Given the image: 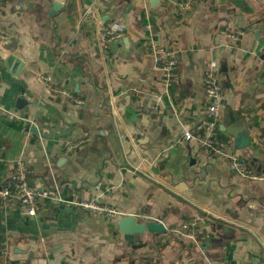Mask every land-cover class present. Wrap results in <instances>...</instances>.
Returning a JSON list of instances; mask_svg holds the SVG:
<instances>
[{
  "label": "crops",
  "instance_id": "crops-1",
  "mask_svg": "<svg viewBox=\"0 0 264 264\" xmlns=\"http://www.w3.org/2000/svg\"><path fill=\"white\" fill-rule=\"evenodd\" d=\"M178 1L0 0V189L22 162L35 188L167 229L131 243L116 220L77 207L41 201L27 216L13 191L0 198V264H264V182L233 174L181 132L204 117L214 65L220 136L233 141L223 129L243 120L252 145L234 150L264 175V0H195L184 15ZM90 4L126 27L108 53L95 25L80 23ZM155 49L177 59L170 87Z\"/></svg>",
  "mask_w": 264,
  "mask_h": 264
},
{
  "label": "built area",
  "instance_id": "built-area-1",
  "mask_svg": "<svg viewBox=\"0 0 264 264\" xmlns=\"http://www.w3.org/2000/svg\"><path fill=\"white\" fill-rule=\"evenodd\" d=\"M104 1V0H100ZM195 0H180L175 3V7L180 15H184L192 6ZM80 23H93L96 27L95 35L98 44L103 53H108L111 44L120 42L126 35L127 30L123 25H113L104 22L97 9L90 4L86 6L80 14ZM151 26L145 25V29L150 31ZM244 35L242 31L230 32V38L237 41ZM153 57L154 67L157 68L163 76V82L166 87L172 86L178 77V62L173 52L165 49H155ZM41 83L49 87L51 77L41 78ZM205 93V112L204 117L199 124L192 129L183 128L182 138L185 141H192L204 150L211 160L223 159L228 162L230 172L237 176L251 181L264 182V175L259 174L250 165L246 157L240 156L234 150L233 141H229L220 136L219 124L225 113L223 105L222 84L218 78V69L211 65L203 80ZM61 95L67 96L68 92L60 90ZM8 185L0 189V198H8L13 191L18 193V203L25 211L27 216H36L37 205L41 201H50L60 205H67L80 208L85 212L101 216L109 220H117L129 215L124 214L113 206L100 204L94 200L67 199L61 196L59 187L35 188L30 185L26 177V169L22 162L18 163L17 178L9 181ZM139 216V215H137ZM145 222H152L151 218L139 216Z\"/></svg>",
  "mask_w": 264,
  "mask_h": 264
},
{
  "label": "water",
  "instance_id": "water-1",
  "mask_svg": "<svg viewBox=\"0 0 264 264\" xmlns=\"http://www.w3.org/2000/svg\"><path fill=\"white\" fill-rule=\"evenodd\" d=\"M148 1L151 8H155L160 4V0ZM114 45L115 44H113V46ZM6 62L9 67L13 68V72L15 73L18 69L17 66L22 65L20 60L15 56H9ZM223 131L233 138L235 150H244L251 147L252 135L243 120H236V122L230 124L228 127H224ZM115 228L131 243L137 235H143L145 233L164 234L167 232L164 224L160 222L152 221L148 223H139L134 216H126L117 219L115 221Z\"/></svg>",
  "mask_w": 264,
  "mask_h": 264
}]
</instances>
